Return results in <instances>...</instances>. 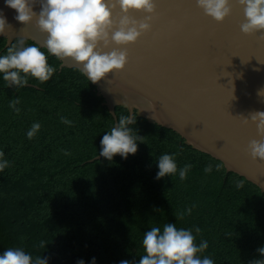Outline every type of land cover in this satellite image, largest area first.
<instances>
[{"label": "trees", "instance_id": "trees-1", "mask_svg": "<svg viewBox=\"0 0 264 264\" xmlns=\"http://www.w3.org/2000/svg\"><path fill=\"white\" fill-rule=\"evenodd\" d=\"M22 39L25 45L35 43ZM6 44L0 37V54H6ZM48 63L56 71L44 83L29 76L28 86L15 90L0 76V152L8 161L0 170V254L21 247L48 264L80 259L90 264L93 257L96 264L138 261L144 232L176 223L201 229L193 231L194 242L208 241L201 255L215 264L262 258L256 251L264 246L260 187L228 172L222 161L188 145L173 129L137 114L130 125L140 136L137 152L89 162L99 155L100 139L115 119L77 68H61L55 56ZM17 97L19 112L10 107ZM116 113L118 118L130 114L123 106ZM34 122L40 129L29 139ZM163 153L176 154L178 169L192 165L186 179L178 174L156 179V159ZM209 164L213 170L205 173ZM237 182L243 186L237 188ZM188 208L191 214L181 216Z\"/></svg>", "mask_w": 264, "mask_h": 264}, {"label": "water", "instance_id": "water-1", "mask_svg": "<svg viewBox=\"0 0 264 264\" xmlns=\"http://www.w3.org/2000/svg\"><path fill=\"white\" fill-rule=\"evenodd\" d=\"M150 30L126 46L128 62L121 71L109 73L93 83L117 122V106L127 108L151 123L173 129L188 145L222 161L264 192V162L253 159L248 145L264 140L250 119L254 111H264V40L260 33L245 34V22L238 0H230L231 13L222 22L205 15L196 0H154ZM12 29L0 37L6 48L15 39H29L43 46L46 34L36 26L14 19L15 10L0 0ZM39 11V6L34 8ZM119 6L113 12L118 21ZM136 20L144 13L130 12ZM102 46V45H101ZM77 68L71 59L61 68ZM32 85V84H29ZM153 116V118H152ZM248 122L245 123V118ZM102 156L89 160L93 162Z\"/></svg>", "mask_w": 264, "mask_h": 264}, {"label": "clouds", "instance_id": "clouds-1", "mask_svg": "<svg viewBox=\"0 0 264 264\" xmlns=\"http://www.w3.org/2000/svg\"><path fill=\"white\" fill-rule=\"evenodd\" d=\"M197 6L203 9L205 15L217 22H222L231 13L230 0H196ZM243 8L245 22L240 25L245 34L260 33L264 40V0H238ZM6 7L15 10L14 19L27 26L36 19V26L41 33L46 34L43 46L35 43L25 45L21 38L12 44L6 54H0V76L7 87L23 88L28 86V77H33L40 83L49 81L56 69L48 63L49 56H55L61 63L69 58L76 65L81 75L96 83L101 80L109 83V73L121 71L128 62L126 48H113L105 51L112 44L126 46L135 43L142 33L150 30L152 14L156 6L154 0H4ZM39 6V11L34 8ZM119 6L123 15L117 22L113 12ZM130 12L144 13L143 20L132 18ZM12 25L0 10V36ZM102 45V46H101ZM43 49H46V52ZM257 95L264 98V88ZM17 97L10 107L19 112ZM153 118V116H152ZM154 119V118H153ZM250 119L256 124L258 133L264 137V111H254ZM61 122L71 124V121L61 117ZM132 114L122 115L115 126L100 139L99 155L111 161L116 155L127 158L138 150L140 136L133 134L130 127L135 123ZM248 117L245 118V123ZM40 129V124L34 122L27 137L31 139ZM248 150L253 159L264 162V140H252ZM176 154L163 153L156 159L158 172L156 179L178 174L180 180L187 177L192 165L185 164L178 169ZM0 152V170L8 166V161ZM213 166L205 167V173H211ZM242 182L236 187L241 188ZM192 209H186L184 214H191ZM193 231L199 234V227L178 228L176 223H166L163 227L153 226L144 232L142 247L144 254L138 261L121 260L119 264H215L210 256L201 254L209 247L207 240L199 244L194 241ZM43 242L41 247H43ZM261 259H254L250 264H264V246L256 250ZM0 264H48L42 256H32L21 247L7 248L0 254ZM76 264H85L80 259ZM90 264H96L93 257Z\"/></svg>", "mask_w": 264, "mask_h": 264}]
</instances>
